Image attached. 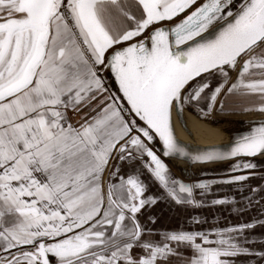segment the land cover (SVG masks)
<instances>
[{
  "label": "snow or ice",
  "instance_id": "6c2138e0",
  "mask_svg": "<svg viewBox=\"0 0 264 264\" xmlns=\"http://www.w3.org/2000/svg\"><path fill=\"white\" fill-rule=\"evenodd\" d=\"M231 3L0 0V264H168L173 255L183 257L176 251L181 246L191 251L183 264H236L232 258L239 255L264 264V251L240 242H254L244 237L252 223L146 239L152 230L137 213L157 198L144 196L138 175H122L109 164L113 152L129 162L146 154L164 198L200 205L194 189L203 193L210 182L172 178L145 139L158 137L162 156L189 162L264 156V124L228 151L196 154L180 145L172 126L173 109L183 124L184 107L210 88L203 73L223 76L211 91V109L228 85L227 69L237 65L227 94L257 97L255 110L264 113V0H243L235 11ZM214 23L220 30L209 38L204 33ZM103 70H110L130 109L114 94L105 98ZM68 109L95 115L74 126ZM125 112L146 127L126 120ZM256 167L243 160L230 165L235 172ZM248 178L239 174L227 182Z\"/></svg>",
  "mask_w": 264,
  "mask_h": 264
},
{
  "label": "rangeland",
  "instance_id": "374dc122",
  "mask_svg": "<svg viewBox=\"0 0 264 264\" xmlns=\"http://www.w3.org/2000/svg\"><path fill=\"white\" fill-rule=\"evenodd\" d=\"M166 25L169 26L170 24ZM237 76V72L232 75V77L228 81V85L225 87V89L222 90L221 94L219 95L218 100L214 105V109L209 114L201 118L193 111L186 110L187 118L189 120L197 118L201 121L206 119L215 120L221 123L232 121L233 124H231L230 127L233 128L231 130L235 131H239L242 128L244 121L243 118H252L255 120L264 118V113H253L252 111V109L258 106L260 103L257 97L245 96L240 94H227V87L231 83L236 81ZM214 79L218 80L219 78L216 79L215 77ZM105 84L106 83H104V85ZM117 103L122 104L121 99L118 98ZM124 118L127 120L126 116ZM129 118L131 119L132 117L130 116ZM134 120L138 125H141L140 122H138L136 119ZM235 162L236 161L223 163L220 165L199 166L195 167V169L196 171L213 170L216 171V173L217 171L220 173H226L232 171L228 168H230V165ZM252 162L257 165L256 168L234 174L248 175L249 178L245 181L232 182L229 184L217 182L203 193L202 190L196 189L194 192L195 196L193 195L194 199L196 201L202 202L200 204V208L198 209L190 208L188 206H185V204L178 205L170 199L164 198V190L161 188V186L158 187L155 183L156 180L153 179L151 183L154 187H149L151 194H160L159 197L164 200V204L153 211L155 217L161 221V223H159L156 228L165 229L166 231L190 230L192 227V222L194 221L196 216H198L201 224H206L207 219L213 221L215 224L220 223L221 225H223L222 223H224L226 225L229 223L231 226L243 223L248 224L254 221L256 223L261 220L264 221V156ZM135 164L136 163H133L132 161L129 163H124L122 165L123 170L134 166ZM171 167L174 171V173L169 171L171 177L175 179L182 178V175L179 174V168H183L185 167V165L174 163ZM234 175L231 174L230 176ZM211 177L212 176H209L208 178ZM198 178L200 179V177ZM155 187L157 188L154 190L153 188ZM253 188L257 189V191H251V189ZM214 200H227L228 202L213 204L212 201ZM250 200L251 203H249ZM244 237H247L250 241L254 242L243 243V240L241 238L240 242L242 243L243 247L257 252L264 251V227L257 230H244ZM182 253L183 257L189 254L187 249H183ZM232 259L236 261V264H262L260 257L252 255H239ZM175 260L176 255L171 256L169 258V261L171 262L170 264H176ZM177 262L178 264H183L181 263L183 262L182 259L177 260Z\"/></svg>",
  "mask_w": 264,
  "mask_h": 264
},
{
  "label": "water",
  "instance_id": "95a60500",
  "mask_svg": "<svg viewBox=\"0 0 264 264\" xmlns=\"http://www.w3.org/2000/svg\"><path fill=\"white\" fill-rule=\"evenodd\" d=\"M204 2H206V0H197V4L194 5V7L198 6L199 4L204 3ZM242 2H243V0H232L230 8L233 11H235ZM179 19H180V17H177V18H174L173 21H165V22H163V25L165 27H167L166 24H173V23L179 22ZM219 30H220V26L214 23L209 28L208 32L204 33V35L209 37V38H212V37H214L216 35V33ZM135 39H140V37H137ZM239 68H240V65H237V69L236 70L227 69L229 77L231 78L232 75L234 73H236V72L238 74ZM100 74L103 76V78H105L104 80L106 81V82L104 81V83H106L104 86L108 90L106 92V94L107 95H109V93L114 94V96L117 98V101H118V98L121 99V103H122L121 105L123 106L124 109H130V105H128L127 101L123 99L122 93L119 91V86H118L117 82L115 81L114 76L111 74L110 70H103ZM202 77L206 78L207 82L210 85V88L209 89H205V92L202 93V97L198 101H191L189 104H187L184 107V109H183V124L180 122V117L177 115L176 110L173 109L172 118H173V114H175L177 119H178V121H179V123H180V125H182V127H184V128H185L184 113H185L186 110L193 111L196 115H198L201 118L205 117L207 114H209L214 109V105L217 102L219 95L221 94L220 93L217 96V99H216L215 103H213L211 109H209V104L211 103V101L209 99V97L211 95V91L214 90L215 87L219 83H221L223 81V76H222V74L220 72H218L216 70H212L211 74L203 73ZM215 77H216V79L217 78H219V79L215 80L214 79ZM200 80H201V77H197L196 78V82L197 83L200 82ZM191 83L192 82H190V84ZM255 108L256 107H254L252 109L253 113L260 112L258 110H255ZM260 113H262V112H260ZM123 115H125L127 117V120H130L129 117L131 116L132 118H134L138 122H140L141 126L146 127V125L143 124V121H140L139 117L135 116V113H131L129 115L127 112H125V113H123ZM262 124H264V118L257 119V120H251L250 119V120H247V121L243 122V125H242V128H241L242 130H239V131H236V132H232L231 139L229 141H226V142L218 144V145H199V144H196V143H188V142H185V141L181 140L177 136V134H176V132L174 130L173 120H172V126H173L174 135H175L176 140L180 143L181 146H183L185 148V150L188 153H192V154H196V153H199V152H201L203 150L213 149V148H216V149H219V150H222V151H228V150H230L231 146L241 136L248 134L249 132H251V130L253 128L259 127ZM142 139H143V137H142ZM122 142L123 141H121V143ZM144 142L148 145V147L152 148L153 151L156 152V154L168 166L169 171H171L172 173H174V171L172 170V167H171L172 164H174V163L176 164L177 163V164H184L185 165V167L179 168V174L182 175V178H180L178 180L183 181L185 183H190V184H196V183H199V182H210V186L209 187H211L214 183H217V182H223L225 184L232 183V182H227V181H230V178L232 177L230 175L231 174L234 175V174H237L239 172L231 171V172H226V173H220V172L217 171V173H216V171H213V170L196 171L195 167L208 166V165H218V164L220 165V164H223V163H229V162H233V161L237 162V161H240V160L251 161L252 162L254 160L259 159L260 157H263L261 155H257L255 157H236V158H231V159H228V160H221V161H216V162H204V163H201V162H189L187 159H179V158H175V157H164V156H162V154H161L162 144L159 142L158 137L152 142H148L146 139H145ZM129 147L131 148V145H129ZM148 160H149V158L146 156V154L144 155L143 158H141L140 156L137 155L136 159L132 161L133 163H136V164L134 166H131V167L126 168L125 170H123V166L122 165L124 163H129V161L127 159L125 161H120L118 159V154L114 152L113 153V159H111V161H110V166L111 165H118L122 175H126V174H128L130 172L132 174L138 175L139 178L145 184L144 196L145 197L153 196V197L157 198V202L155 204L146 205L144 208L141 209L140 213H137V216H138L142 226H144L147 229H151L152 230L151 233L146 236V239L159 242L161 240V233L173 232V231L179 232L181 230L166 231L165 229L156 228L158 226V224L161 223V221L158 220L155 217L153 211H155L159 206H162L164 204L163 203L164 200H162V198L159 197L160 194L152 195L151 192H150L149 187H154V186H152V183H151V181L154 179V177H152L151 173L148 171V168L146 167L145 162L148 161ZM228 169H230V168H228ZM227 175H229V176H227ZM209 176H212V177L208 178ZM198 177H200V179ZM214 177H218V178H214ZM108 179H109V177H108L107 172H106L105 173V183L108 181ZM155 183L157 184L158 187H160V185H159V183L157 181ZM156 188L157 187H155L153 189L155 190ZM195 190L196 189H194V192H195ZM194 192H193V195L195 196ZM194 196H193V199H194ZM185 206H188V207L193 208V209L200 208V205H188V204L186 205L185 204ZM197 220L199 221L198 223L196 222ZM251 223L254 224V227L251 228V229H245L246 231L253 230V229L257 230V229H260V228L264 227V221L263 220L259 221L258 223H256L255 221L251 222ZM222 224L223 225H221L220 223L215 224L213 221H211L209 219H207V223L206 224H201V221L198 219V216H196L194 221L192 222L191 229L190 230H185V231H213L215 229H223V228L236 227L238 225H241V224H236V225L231 226L229 223L226 224V225L224 223H222ZM172 244H174V247H175V242H172ZM183 249H187L188 253H189V254L185 255V257H188V256L191 255V251L187 247H183V246L177 247L176 251L182 253ZM133 251L135 253V252H139L140 250L139 249H134ZM181 259L183 260V257L176 256V260H175L176 264H178L177 260H181ZM170 263L171 262L168 261V264H170ZM181 263H183V262H181Z\"/></svg>",
  "mask_w": 264,
  "mask_h": 264
},
{
  "label": "bare ground",
  "instance_id": "6f19581e",
  "mask_svg": "<svg viewBox=\"0 0 264 264\" xmlns=\"http://www.w3.org/2000/svg\"><path fill=\"white\" fill-rule=\"evenodd\" d=\"M185 115L187 111H185ZM184 115L185 119V128L180 125L177 117L173 114V126L177 136L188 143H196L199 145H218L229 141L231 139L232 132H236L235 130H231L233 128L230 127L231 122H218L215 120H199L197 118H193L189 120L187 115ZM244 121L250 120L249 118ZM231 120V119H230ZM251 120H255L252 119ZM242 130V129H240Z\"/></svg>",
  "mask_w": 264,
  "mask_h": 264
},
{
  "label": "crops",
  "instance_id": "0c3cea01",
  "mask_svg": "<svg viewBox=\"0 0 264 264\" xmlns=\"http://www.w3.org/2000/svg\"><path fill=\"white\" fill-rule=\"evenodd\" d=\"M104 96L105 98H107L106 92L104 93ZM93 104H95V102H93ZM66 114L68 121L71 122L74 126H78V124L82 122L84 119H89L91 116L95 115V113L90 112L88 109H82L79 112L73 111L72 109H68Z\"/></svg>",
  "mask_w": 264,
  "mask_h": 264
},
{
  "label": "flooded vegetation",
  "instance_id": "af4514ba",
  "mask_svg": "<svg viewBox=\"0 0 264 264\" xmlns=\"http://www.w3.org/2000/svg\"><path fill=\"white\" fill-rule=\"evenodd\" d=\"M186 113V112H185ZM134 252V251H133Z\"/></svg>",
  "mask_w": 264,
  "mask_h": 264
}]
</instances>
